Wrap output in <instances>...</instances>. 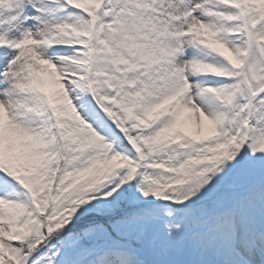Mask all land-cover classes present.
I'll use <instances>...</instances> for the list:
<instances>
[{
	"label": "snow or ice",
	"instance_id": "6c2138e0",
	"mask_svg": "<svg viewBox=\"0 0 264 264\" xmlns=\"http://www.w3.org/2000/svg\"><path fill=\"white\" fill-rule=\"evenodd\" d=\"M0 264H264V0H0Z\"/></svg>",
	"mask_w": 264,
	"mask_h": 264
}]
</instances>
